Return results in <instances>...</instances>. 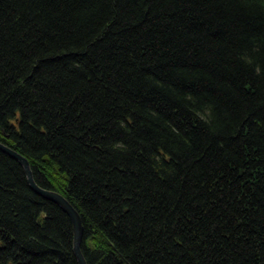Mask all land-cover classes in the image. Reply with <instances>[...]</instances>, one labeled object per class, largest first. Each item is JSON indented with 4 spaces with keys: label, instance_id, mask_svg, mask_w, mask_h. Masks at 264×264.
<instances>
[{
    "label": "trees",
    "instance_id": "1",
    "mask_svg": "<svg viewBox=\"0 0 264 264\" xmlns=\"http://www.w3.org/2000/svg\"><path fill=\"white\" fill-rule=\"evenodd\" d=\"M0 142L87 264H264V0H0ZM0 264H78L1 150Z\"/></svg>",
    "mask_w": 264,
    "mask_h": 264
},
{
    "label": "water",
    "instance_id": "2",
    "mask_svg": "<svg viewBox=\"0 0 264 264\" xmlns=\"http://www.w3.org/2000/svg\"><path fill=\"white\" fill-rule=\"evenodd\" d=\"M0 150L20 163V165L24 170L28 185L36 194L57 204L70 217L73 225V253L76 257L78 264H87L81 251L83 229H82L81 218L77 213V211L71 206V204H69V202L61 194L53 190H47L37 186V184L33 179L28 162L23 156H21L16 151L4 145L1 142H0Z\"/></svg>",
    "mask_w": 264,
    "mask_h": 264
},
{
    "label": "bare ground",
    "instance_id": "3",
    "mask_svg": "<svg viewBox=\"0 0 264 264\" xmlns=\"http://www.w3.org/2000/svg\"><path fill=\"white\" fill-rule=\"evenodd\" d=\"M2 143V142H1ZM5 145V144H4ZM7 146V145H6ZM9 147V146H8ZM9 148H11V147H9ZM12 149V148H11ZM14 150V149H13ZM14 151H16V150H14ZM3 152V151H2ZM17 152V151H16ZM18 153V152H17ZM6 154V153H5ZM18 154H20V153H18ZM21 155V154H20ZM9 156V155H8ZM22 156V155H21ZM10 157V156H9ZM25 158V157H24ZM13 159V158H12ZM26 159V158H25ZM15 160V159H14ZM27 160V159H26ZM18 162V161H17ZM28 162V161H27ZM19 163V162H18ZM20 164V163H19ZM28 165H29V163H28ZM22 167V166H21ZM29 168H30V165H29ZM23 169V168H22ZM30 170H31V168H30ZM23 172H24V170H23ZM31 173H32V171H31ZM25 174V173H24ZM32 176H33V174H32ZM26 177V176H25ZM34 179V178H33ZM37 186L38 187H40V188H43L41 185H39V184H37ZM30 187V186H29ZM44 189H46V188H44ZM47 190H51V189H47ZM54 191V190H53ZM56 192V191H55ZM58 193V192H57ZM40 196V195H39ZM42 197V196H41ZM43 198V197H42ZM45 199V198H44ZM50 201V200H49ZM54 203V202H53Z\"/></svg>",
    "mask_w": 264,
    "mask_h": 264
}]
</instances>
